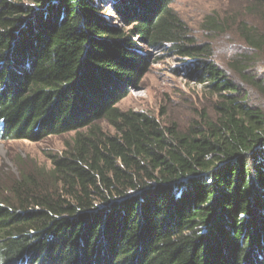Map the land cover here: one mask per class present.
I'll use <instances>...</instances> for the list:
<instances>
[{
  "label": "trees",
  "instance_id": "16d2710c",
  "mask_svg": "<svg viewBox=\"0 0 264 264\" xmlns=\"http://www.w3.org/2000/svg\"><path fill=\"white\" fill-rule=\"evenodd\" d=\"M172 1L0 0V138L74 132L0 181V264H264V31L239 23L228 74ZM135 40L188 60L215 116L181 130L120 109L149 60Z\"/></svg>",
  "mask_w": 264,
  "mask_h": 264
},
{
  "label": "rangeland",
  "instance_id": "374dc122",
  "mask_svg": "<svg viewBox=\"0 0 264 264\" xmlns=\"http://www.w3.org/2000/svg\"><path fill=\"white\" fill-rule=\"evenodd\" d=\"M104 5L103 14L110 24L126 29L133 27V24L123 22L110 3ZM171 7L188 25L198 43L211 44L214 54L209 59L228 74H233L230 68L236 60L234 57L245 47L238 33L239 23L245 20L264 31V14L251 12L243 0H173ZM208 16L214 17L218 27L204 26ZM135 41L149 60L139 75L138 84L130 87L128 96L118 103L120 109L146 113L162 126L175 125L181 130L187 129L194 121L215 116L216 96L186 67L188 60L174 54L168 46L156 48ZM250 98L254 103L261 101L260 96L253 93ZM99 124L107 132H114L108 121L103 119ZM73 136L74 132L35 141L0 138V181L19 176V157L24 158L28 168L34 163L50 167L48 153H60Z\"/></svg>",
  "mask_w": 264,
  "mask_h": 264
}]
</instances>
